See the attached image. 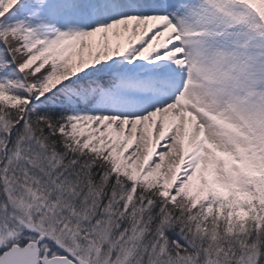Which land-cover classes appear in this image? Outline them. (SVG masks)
I'll use <instances>...</instances> for the list:
<instances>
[{
    "label": "snow or ice",
    "instance_id": "snow-or-ice-1",
    "mask_svg": "<svg viewBox=\"0 0 264 264\" xmlns=\"http://www.w3.org/2000/svg\"><path fill=\"white\" fill-rule=\"evenodd\" d=\"M0 264H264V0H0Z\"/></svg>",
    "mask_w": 264,
    "mask_h": 264
}]
</instances>
